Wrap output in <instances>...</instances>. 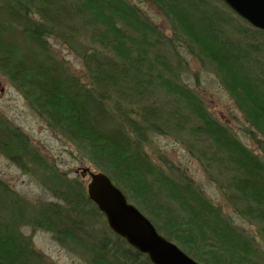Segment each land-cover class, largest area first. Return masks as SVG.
Returning a JSON list of instances; mask_svg holds the SVG:
<instances>
[{"label": "trees", "instance_id": "1", "mask_svg": "<svg viewBox=\"0 0 264 264\" xmlns=\"http://www.w3.org/2000/svg\"><path fill=\"white\" fill-rule=\"evenodd\" d=\"M146 1L159 9L169 35L129 0H0V74L49 129L193 260L264 264L255 239L204 197L184 169L166 158L159 165L145 148L153 134L187 135L190 156L205 161L208 172L224 168L219 187L233 213L264 233V30L218 0ZM51 40L77 56L84 79L56 55ZM181 51L216 75L261 154L211 116L182 82L171 61L180 65ZM0 152L24 172L39 164L43 184L57 199L36 210L26 201L23 207L0 181V264H45L24 238L25 225L80 245L89 264H152L106 223L94 237L83 234L79 221L101 215L84 184L49 172L23 132L1 120Z\"/></svg>", "mask_w": 264, "mask_h": 264}, {"label": "rangeland", "instance_id": "2", "mask_svg": "<svg viewBox=\"0 0 264 264\" xmlns=\"http://www.w3.org/2000/svg\"><path fill=\"white\" fill-rule=\"evenodd\" d=\"M129 2L141 9L164 33L170 34L167 21L162 18L159 9L154 4L146 0H129ZM218 5L228 11L223 6L225 4L222 0H218ZM51 45H53L56 55L59 58L63 57L70 69L77 76L84 79L85 70L77 56L59 42L51 40ZM180 56V65H177L178 61L173 57L171 61L175 67L174 69L179 71L182 82L198 94L211 116L218 122L228 126L240 142L246 144L254 153L261 154L256 143L248 137V132L245 131L248 123L236 108L227 91L224 90L216 75L211 70L202 68L197 60L190 55L187 56L183 51H181ZM0 120L5 123L7 128H17L23 132L30 144L40 153L42 161L50 169L49 172L53 169L52 171L63 174L69 179L77 178L85 187L89 180V174H83L82 171L88 168L90 171L97 172L89 161L79 155L72 143L64 138L62 139L56 131L49 129L46 122L29 109L22 95L14 90L9 80L1 74ZM187 137L184 134H153L145 147L146 152L159 165L164 166L163 159L166 158L169 163L172 162L174 166L184 169L201 189L204 197L210 199L215 206L222 208L223 213L233 221L237 228L243 230L248 237L255 239L257 247L261 250V257L264 259V233L260 231L257 224H251L237 217L220 192L219 181L226 179L224 168L215 165L214 170L211 169L208 172L205 161L201 162L194 156H190L185 144ZM40 169V165L36 164L33 166L32 171L24 172L17 164H14L0 152V181L2 180L13 193L12 199H18L23 207L26 201L27 206L36 210L42 204L56 202L57 200L49 192L46 184H43L45 174H42ZM45 173L49 175L48 171H45ZM94 218L89 220L90 218L86 217L84 220L79 221L80 231L83 234L88 233V236L92 234L94 237L101 230H107V227L104 226L106 221L102 213L98 218L96 217L95 223L93 222ZM147 218L149 219V217ZM21 231L24 238H30L36 252L42 254L45 264H89L88 259L90 257L86 254L88 252L80 245L62 244L53 237L52 232L41 228L35 229L25 225Z\"/></svg>", "mask_w": 264, "mask_h": 264}, {"label": "water", "instance_id": "3", "mask_svg": "<svg viewBox=\"0 0 264 264\" xmlns=\"http://www.w3.org/2000/svg\"><path fill=\"white\" fill-rule=\"evenodd\" d=\"M222 1L249 25L264 30V0ZM82 172L89 174L86 193L104 215L109 229L132 248L146 254L152 264H201L157 232L154 224L128 202L124 192L105 173L88 168Z\"/></svg>", "mask_w": 264, "mask_h": 264}]
</instances>
